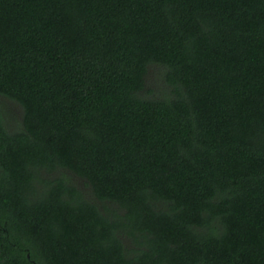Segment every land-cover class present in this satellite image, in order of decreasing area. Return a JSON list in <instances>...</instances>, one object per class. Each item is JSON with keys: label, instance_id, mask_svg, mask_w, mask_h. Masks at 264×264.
Wrapping results in <instances>:
<instances>
[{"label": "trees", "instance_id": "obj_1", "mask_svg": "<svg viewBox=\"0 0 264 264\" xmlns=\"http://www.w3.org/2000/svg\"><path fill=\"white\" fill-rule=\"evenodd\" d=\"M0 264H264V0H0Z\"/></svg>", "mask_w": 264, "mask_h": 264}, {"label": "rangeland", "instance_id": "obj_2", "mask_svg": "<svg viewBox=\"0 0 264 264\" xmlns=\"http://www.w3.org/2000/svg\"><path fill=\"white\" fill-rule=\"evenodd\" d=\"M0 107H2L5 112L6 122L10 126L18 128L20 126V123L22 122L21 108L14 103L2 98H0Z\"/></svg>", "mask_w": 264, "mask_h": 264}]
</instances>
